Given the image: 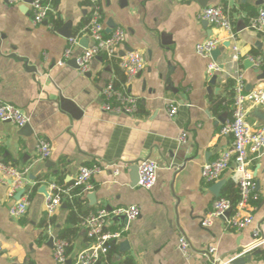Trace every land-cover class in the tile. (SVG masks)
<instances>
[{"label": "crops", "instance_id": "crops-1", "mask_svg": "<svg viewBox=\"0 0 264 264\" xmlns=\"http://www.w3.org/2000/svg\"><path fill=\"white\" fill-rule=\"evenodd\" d=\"M202 2L99 1L105 31L108 19H112L113 28L125 31L121 51H138L145 58L143 70L127 79L115 60L101 55L90 60L89 77L71 60L57 63L67 43L58 30L68 24L76 34L89 17V0H53L54 13L37 24L32 21L30 2L8 5L0 0V101L24 111L32 129L31 134L20 135L14 123L0 121V162L26 169L29 180L27 211L15 218L9 214V206L17 191L11 193L9 179L3 181L0 172V264H76L85 252L94 254L93 264L207 263L203 252L208 245L217 248L219 257L229 258L254 245V229L261 240L254 250L259 251L245 264H264V148L250 164L260 194L253 223L241 230L227 229L221 218L213 219L208 227L200 224L216 198L210 186L218 181H204L201 167L231 143L230 135L220 132L231 112L232 99L227 104L226 89L230 73L241 64L245 89L264 88V64L245 67V60L236 61L232 51L236 46L241 57L250 54L264 59V36L249 26V18L264 0H204L205 6L227 9L232 36L199 18L205 7ZM54 19L59 22L56 28ZM215 34L223 39L217 58L222 70L208 77V58L197 54L195 45ZM90 43L87 39V45ZM85 46L79 42L73 55ZM120 71L125 79L116 84ZM110 79L117 86L125 85L138 98L134 115L101 110V91ZM60 97L74 102L81 114L74 117L61 108ZM168 103L177 104L174 117L166 112ZM255 111L264 112V107L251 108L248 122L264 126V118ZM182 131L187 133L184 142L178 139ZM39 138L51 146L45 160L36 154ZM145 157L158 165L156 182L150 189L132 183L131 168ZM92 163L103 168L91 177V189L78 197L83 214L71 225L73 239L66 260L57 262L52 245L47 243L51 235L59 237L69 210L63 201L47 215L46 193L39 189L43 186L47 192L53 183L66 188L81 165ZM115 165L121 166L117 174H113ZM220 179L233 181L230 172ZM89 193H94L93 199ZM133 204L140 209L135 219H109L104 231H119L121 235L102 252L91 242L82 224L84 217L101 208ZM180 235L189 242L188 257L177 247ZM123 240L129 245L125 250L119 245Z\"/></svg>", "mask_w": 264, "mask_h": 264}, {"label": "built area", "instance_id": "built-area-1", "mask_svg": "<svg viewBox=\"0 0 264 264\" xmlns=\"http://www.w3.org/2000/svg\"><path fill=\"white\" fill-rule=\"evenodd\" d=\"M4 1L8 5H15L23 0ZM99 1L89 0L90 13L87 21L76 34L67 38L66 46L57 63L62 65L71 59H75L79 71L85 73L89 69L90 60L96 55H101L106 59L115 60L118 67L126 75V78L130 79L143 70L145 58L138 51H121L125 31L121 27H115L109 33L105 31ZM30 10L33 23L37 24L47 20L54 13L53 0H31ZM199 18L205 20L211 28L224 30L226 33L228 31L232 36L231 21L224 6H205L200 11ZM249 26L264 36V2L259 6L256 14L249 18ZM82 36L90 39L91 43L82 47V51L79 54L73 55V47L79 45V39ZM222 41L223 39L215 34L195 45L196 53L208 58L206 65V75L208 77L222 70L218 60L211 57V51L220 47ZM232 51L233 57L236 61H240V63L243 60H247L253 68H260L264 64L262 56L246 54L241 57L239 49L236 46L232 48ZM240 65L230 73V78L233 81L231 87V112L220 129L222 135H230L231 143L216 158L207 161L201 167V177L206 182L219 180L225 172H230L237 186L238 199L233 203L225 196L214 198L209 211L200 221L203 227L210 226L215 218H221L227 229L241 230L251 225L254 221L256 203L260 198L257 182L254 179L250 164L253 156L254 158L257 157L264 148V126H252L248 122V115L251 108L264 107V88L246 90L243 71ZM100 106L101 110L107 113L134 115L138 108V98L129 93L125 85L117 86L110 79L101 91ZM177 110L176 103H168L166 106V112L170 117H174ZM0 121H10L16 126L21 127L28 122V117L19 107L9 102L0 101ZM186 137L187 133L182 131L178 139L184 142ZM35 150L39 159H47L51 153L49 141L44 138L37 139ZM120 167V165H115L113 174H117ZM102 168L103 166L99 163L81 165L68 187L63 188L55 183L51 184L45 194V213L51 215L63 201H72L74 198H78L81 193L89 191L91 189V177L100 172ZM157 168L158 165L153 159L149 157L140 159L137 162L138 178L135 185L144 189H150L156 182ZM0 172L3 181L9 179L11 193L14 194L15 191L23 190L22 194L18 198H14L9 206V214L12 217L19 218L26 213L29 204V195L26 191L29 180L26 169L20 170L14 166L5 165L0 162ZM74 189H78L79 191L75 193L73 192ZM139 214L140 209L134 204L111 210L101 208L96 213L84 217L82 224L86 227L91 242L99 245L101 251L105 253L109 243L121 235L119 231H104L109 219L122 215L129 221L135 219ZM252 235L255 242L247 250L248 252L256 248L261 242L257 229L252 231ZM51 237L53 258L57 262H64L67 257V241L54 235H51ZM177 247L185 257L189 256V242L185 236L180 235L178 237ZM247 251L238 253L236 256L244 254ZM203 255L207 259V263L199 262L197 264H227L235 257H219L217 255V248L214 245H208ZM94 259L93 253L85 252L78 256L76 264H93Z\"/></svg>", "mask_w": 264, "mask_h": 264}, {"label": "water", "instance_id": "water-1", "mask_svg": "<svg viewBox=\"0 0 264 264\" xmlns=\"http://www.w3.org/2000/svg\"><path fill=\"white\" fill-rule=\"evenodd\" d=\"M23 1L24 2H30L31 0H23ZM203 2H204V0H203ZM203 2H202V5L205 6L206 3L205 2L203 3ZM205 23L207 24L206 21H205ZM106 25H107L106 31L109 32L114 27V23H113L112 19H108ZM58 32L60 34H62L63 36H65L66 38H68V37H70V36L73 35L71 29L68 28V24L63 25V27H61L58 30ZM79 42L85 46V45H87V38H81L79 40ZM223 46L224 47H227V44H223ZM221 52H222L221 48L220 47H217V48H215V49H213L211 51V57L213 59H217L218 56L221 55ZM71 62L74 64V66L77 67V64L75 62V59H71ZM244 66L245 67L250 66V62L247 61V60L244 61ZM32 70H35V69L33 68ZM86 75L89 77L90 76V72H87ZM261 77H264V75L261 76ZM214 79H215V77H212L211 82H213ZM60 105H61V108L69 111L74 117H78L81 114V110L76 106V104L74 102H72L69 99L60 97ZM254 114L257 115L258 117L264 118V112L255 111ZM17 133L20 134V135H25V136L31 134L32 133V129H31L30 124L27 122L23 126L19 127V130H18ZM131 169L134 172V176L132 177V183L135 184L137 182V178H138V175H137V165H134ZM224 184H225V179H220V180L214 182L210 186V191L213 193V195L215 197H219L220 196L221 188H222V186ZM44 188L45 187L41 186L40 189H39V191L46 193V191H45ZM22 192H23L22 189L19 190V191H17L16 192V195H15V199L18 198L22 194ZM88 197L90 199L91 198L93 199L94 198V193H89L88 194ZM115 218L127 222L126 218L124 216H122V215L117 216ZM47 244L49 246L52 245V237H50L48 239V243ZM119 245H120V247H121L122 250H125V249H127L129 247L127 240L121 241L119 243ZM258 251H259L258 249H255V250L253 249V251L252 250L249 251V252L247 251L244 254H241L239 256L234 255L235 257L229 262V264H245L247 261H250L251 258L254 255H256V253Z\"/></svg>", "mask_w": 264, "mask_h": 264}, {"label": "trees", "instance_id": "trees-1", "mask_svg": "<svg viewBox=\"0 0 264 264\" xmlns=\"http://www.w3.org/2000/svg\"><path fill=\"white\" fill-rule=\"evenodd\" d=\"M58 19L53 20V26L56 28L58 25ZM125 79V76L123 72L120 71L118 80H116V84H118L119 81H123ZM232 80L229 79L226 84V89L228 90V99L227 104H229L230 100L232 99ZM78 189H74L73 192H78ZM221 196H225L229 198L233 203H235L238 199V190L237 186L234 181L231 179L228 180L225 185L223 186ZM65 206L68 208L69 213L66 219V225L58 232V236L60 238H63L67 241V247H66V253H68L71 250V242H72V234L74 231V228L71 227L72 224H75L79 220V215L83 214V211L81 210V200L78 198H74L72 201H66ZM113 244L109 243L107 251L111 248ZM264 256V252H263Z\"/></svg>", "mask_w": 264, "mask_h": 264}]
</instances>
